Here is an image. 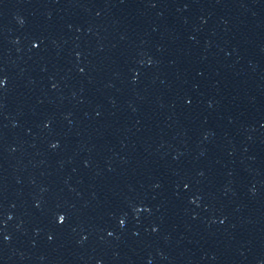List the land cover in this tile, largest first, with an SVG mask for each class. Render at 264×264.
Wrapping results in <instances>:
<instances>
[{"label": "water", "instance_id": "water-1", "mask_svg": "<svg viewBox=\"0 0 264 264\" xmlns=\"http://www.w3.org/2000/svg\"><path fill=\"white\" fill-rule=\"evenodd\" d=\"M0 264H264V0H0Z\"/></svg>", "mask_w": 264, "mask_h": 264}]
</instances>
